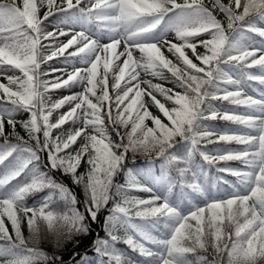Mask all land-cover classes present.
I'll use <instances>...</instances> for the list:
<instances>
[{
	"label": "snow or ice",
	"instance_id": "6c2138e0",
	"mask_svg": "<svg viewBox=\"0 0 264 264\" xmlns=\"http://www.w3.org/2000/svg\"><path fill=\"white\" fill-rule=\"evenodd\" d=\"M82 3L88 6L81 7ZM211 3L210 9L204 0H60L59 4L57 0H22V7L16 0L0 2V75L7 80V84L0 83V137L3 138L0 143V264H48L50 259H56L27 246L20 229V214L27 218L33 238L39 235V221L46 224L58 241L87 234L86 217L95 222L113 194L121 195L125 191L122 186H116L113 192V180L123 170L129 152L148 156L155 153L157 158H163L164 164L160 177L155 180L157 193L151 199L124 196L107 216L106 229L113 243L98 241L95 250L100 256H107L110 264H128L114 247V242L119 240L114 234L117 228H124L143 241L138 242L132 235L126 238L133 250L152 258L146 259L145 264H259L264 259V27L258 26L264 24V0H230L227 5L221 0H211ZM45 5L48 11L41 18L40 7ZM57 8L65 14L60 23L73 29L78 27L79 31H64L59 25L54 32L44 31V22ZM217 9L226 17V29L214 15ZM168 33H174L179 43L167 40ZM203 33L210 39L199 41L206 50L200 54L196 51V38ZM249 34L261 38L258 46ZM58 36L70 38L56 45L42 43L57 40ZM105 38L110 42L101 43ZM121 42L124 51L116 52ZM49 47L50 54H45L43 50ZM70 48L74 50L67 53L64 62L84 67H74L71 72L54 68L53 72L65 73L67 79L63 75L53 81L42 79L49 73L41 71V64L64 56ZM162 48L180 66L167 59ZM186 49H191L200 66L189 58ZM134 52L139 53V59L134 58ZM121 56L126 57L122 65L113 68L114 60ZM225 66H231L240 76L233 79ZM253 68L258 73L248 71ZM165 69L182 93L151 81L143 82L152 89L147 95L168 124L147 111L139 80L141 71L164 79ZM9 71L14 74L7 75ZM110 72L114 97L109 95ZM133 81H136L134 85ZM253 81L261 87H252ZM221 84L234 90L221 88ZM77 85L84 86L83 92L66 96L50 106L46 103L45 94L50 90ZM245 88H251L258 98L248 95ZM153 92L171 101L173 107L166 108ZM216 100L244 106L248 111L241 115L219 112L211 104ZM65 105L70 106L69 111L51 123L52 113ZM18 112L29 114L27 120L19 122L28 133V141L15 131ZM70 119L73 123L81 121L82 127L68 132L66 137L53 138V129L61 128ZM145 119H151L155 127L145 130ZM217 119L243 125L250 131L201 130L202 122ZM105 120L112 125L111 131L116 133L119 142L110 135ZM5 123L12 128L10 135L15 143L5 134ZM129 125L130 130L119 131L128 129ZM80 137L84 143L74 155H61ZM205 140L211 144L234 142L244 147L236 151L217 150L215 155H210L200 150ZM29 141H34L35 146ZM40 152L47 154V172L40 170ZM197 153L209 165L233 160L244 165V170L228 166L216 168L218 174L236 177L237 183L230 185L231 191L221 193V182H229L219 175L211 180L202 167L195 165ZM85 156L89 166L87 175L78 176L77 169ZM181 164L186 166L179 167ZM172 165L177 166L176 178L166 171ZM57 171L70 175L75 184L83 186L84 212L76 207L79 203L76 195L53 179L52 174ZM189 173L191 179H188ZM177 186L179 195L173 199V189ZM128 187L153 191L140 185L131 170ZM45 190L48 194L39 206L26 204L29 196ZM198 198L206 201L203 206L197 203L188 207ZM57 200L68 211L52 210L50 206ZM5 216L15 238L5 226ZM137 218L148 223L138 224ZM157 229L163 230L162 236L152 234ZM144 242L154 245L155 250L146 247ZM209 249L213 253L211 261L200 254Z\"/></svg>",
	"mask_w": 264,
	"mask_h": 264
},
{
	"label": "trees",
	"instance_id": "16d2710c",
	"mask_svg": "<svg viewBox=\"0 0 264 264\" xmlns=\"http://www.w3.org/2000/svg\"><path fill=\"white\" fill-rule=\"evenodd\" d=\"M222 3L228 4L230 0H221ZM204 4L206 7H209L211 9L212 3L211 0H204ZM214 15L216 18L224 25L225 29L227 27V20L226 17L221 13L218 9L214 10ZM226 34H229L226 32ZM196 51L200 54H204L206 51H204L202 48H197ZM194 63H196L198 66H200V61L192 59ZM5 134L9 135L10 138L15 142L14 137H11L12 128L10 126L5 127ZM16 133H18L21 137L24 138L25 141H28V137H26L23 134V130L19 125H17L15 129ZM65 155V154H64ZM128 157V156H127ZM127 159V158H126ZM47 160V158H46ZM130 159L125 160L123 168L128 165ZM87 158L83 159L77 169V175H87L88 167L87 166ZM48 164V161H46ZM86 171V174H84ZM122 171H119L116 176L114 177L113 182L120 176L119 174ZM54 177L57 179H61L64 183H67L70 188H73L72 191L73 194L76 195L77 200L79 203L76 205L79 211L84 212V205L83 201L85 199L83 186L77 185L72 181V178L70 175H65L60 171L55 172ZM110 200L104 208L101 209V211L98 213V218L95 222L91 221L90 218L86 217V223L89 226V231L87 234H78L73 235L71 238H61L57 239L55 235H53L51 232L47 230L46 224L43 221L38 222V226L40 228V232L38 237L33 238L32 233L29 231V227L27 224V218L23 217L22 214H20V229L21 233L26 241H28V247L34 248L37 251L45 253L50 258H56L54 261L50 259L48 261V264H69L67 261L74 257L76 255L80 256L81 254L86 253H93L96 250V246H94L95 242L102 241L97 240L101 239L104 234V223H106V218L109 215L110 212ZM30 215V214H29ZM5 226L7 227L9 233L13 235V238H15V234L12 231L11 223L7 220V217H3ZM77 258H74L72 262H76Z\"/></svg>",
	"mask_w": 264,
	"mask_h": 264
},
{
	"label": "rangeland",
	"instance_id": "374dc122",
	"mask_svg": "<svg viewBox=\"0 0 264 264\" xmlns=\"http://www.w3.org/2000/svg\"><path fill=\"white\" fill-rule=\"evenodd\" d=\"M83 4H84L83 7L88 6L87 3H83ZM259 25L264 26V24H259ZM50 27H51L52 31L50 30ZM56 28H57V24H56L55 20L45 21V23H44V31L45 32H54V31H56ZM62 29H64V28H62ZM68 37L69 36H58L57 40H46V42L48 43V45H56L58 43H64V41H66L68 39ZM167 40H169V39H167ZM109 42H110L109 40H106L104 42L101 40V43H109ZM48 50H49V52H51L50 47L48 48ZM68 50L71 51L73 49L70 48ZM122 51H124L123 42H121L120 46L117 47V49H116V52H122ZM186 51H187V49H186ZM109 58L112 59L111 56ZM125 58L126 57L121 56L119 60H114V63H113L114 68L117 64L123 63V60ZM134 58L139 59V53L138 52H134ZM74 67H84V66L80 65L78 63L77 64H71V63L66 64V63H63L61 61H54L50 64L49 61H47L46 70L48 71L49 74H48V77L46 80L47 81H53L56 79L57 76H61V75H63L64 79H67V75L65 73L53 72L52 69L62 68V69H65L66 72H71V71H73ZM9 74L13 75L14 73H13V71H9L7 73V75H9ZM164 76H165V78L161 79L159 77H153L152 75L146 74V73L141 71L139 80H140V89L144 90L143 100L145 102L147 111L149 113H151L152 116L159 118L162 123L168 124L169 122H168L167 118L163 116V113H161L159 111L158 107H156L152 103L151 97L149 95H147L148 92H152V89L149 88L148 84L143 82L146 80L151 81L152 84H159L160 86H162L166 89H172L173 92L178 93L177 88L171 82L172 78L169 75H167L166 73H164ZM3 77H4L3 75H0L1 79ZM135 83H136V81L132 82L133 85ZM83 90H84L83 85H77V86L70 87V88L69 87H62L60 89H52L46 94V100L45 101L50 106L53 102H56V101L66 97V96H69V95L81 93ZM153 95H155L156 99L159 100L161 103H164L166 108L171 109L173 107L172 102L165 100V98L163 96H161L159 93L153 92ZM125 103H127V101ZM68 106L69 105H65L63 108L58 109L57 111H59L62 114ZM19 113L20 112H18L17 114H19ZM144 127L146 130L147 128H154L155 125L153 124L151 119H145L144 120ZM89 134H91V133H89ZM83 143H84L83 137H80L77 139L76 143L72 145L73 146V154H75L79 150V148L83 145ZM131 194H133V191H128V195H131Z\"/></svg>",
	"mask_w": 264,
	"mask_h": 264
}]
</instances>
